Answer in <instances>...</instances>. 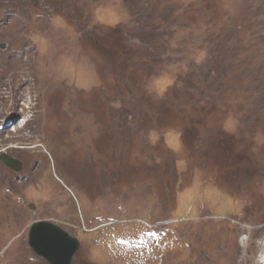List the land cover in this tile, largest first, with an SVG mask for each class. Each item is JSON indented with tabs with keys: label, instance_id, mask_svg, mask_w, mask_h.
Returning <instances> with one entry per match:
<instances>
[{
	"label": "rangeland",
	"instance_id": "1",
	"mask_svg": "<svg viewBox=\"0 0 264 264\" xmlns=\"http://www.w3.org/2000/svg\"><path fill=\"white\" fill-rule=\"evenodd\" d=\"M2 154L0 264H261L264 0H0Z\"/></svg>",
	"mask_w": 264,
	"mask_h": 264
},
{
	"label": "water",
	"instance_id": "2",
	"mask_svg": "<svg viewBox=\"0 0 264 264\" xmlns=\"http://www.w3.org/2000/svg\"><path fill=\"white\" fill-rule=\"evenodd\" d=\"M1 160L10 168L16 164L7 155ZM34 208V207H31ZM29 244L49 264H72L80 242L63 229L49 222H35L29 230Z\"/></svg>",
	"mask_w": 264,
	"mask_h": 264
},
{
	"label": "flooded vegetation",
	"instance_id": "3",
	"mask_svg": "<svg viewBox=\"0 0 264 264\" xmlns=\"http://www.w3.org/2000/svg\"><path fill=\"white\" fill-rule=\"evenodd\" d=\"M2 155H5V154H2ZM1 155V156H2ZM0 156V157H1ZM9 158H13V157H10L8 156ZM14 162H16V164H14V166L12 168L8 167L0 158V161L7 167L9 168L11 171H13V173H15L18 177L22 178V175H23V170H24V163L19 159V158H14L12 159ZM19 178V180H20Z\"/></svg>",
	"mask_w": 264,
	"mask_h": 264
},
{
	"label": "bare ground",
	"instance_id": "4",
	"mask_svg": "<svg viewBox=\"0 0 264 264\" xmlns=\"http://www.w3.org/2000/svg\"><path fill=\"white\" fill-rule=\"evenodd\" d=\"M60 33V32H59ZM37 67V66H36ZM38 67H40V66H38ZM32 69V68H31ZM15 70V69H14ZM13 70V71H14ZM21 70V69H20ZM29 75V74H28ZM25 76H26V74H25ZM25 76H24V78H25ZM22 78V77H21ZM27 78H29V77H27ZM26 78V79H27ZM31 78V77H30ZM49 78L48 77H43V79L40 81V83H39V86H40V88H41V90H46V86H47V84H48V82H47V80H48ZM17 80V79H16ZM30 80V79H29ZM15 82V81H14ZM24 82V81H23ZM17 83V82H16ZM9 84V83H8ZM14 84V83H13ZM30 85V84H29ZM13 87V86H12ZM18 89V88H17ZM21 90V89H20ZM32 108V107H31ZM86 111V110H85ZM44 113V115H45V117L49 114L46 110H45V112H43ZM54 161V160H53ZM244 244V243H243ZM263 254H264V250H263ZM261 264H264V257L262 258V261H261Z\"/></svg>",
	"mask_w": 264,
	"mask_h": 264
},
{
	"label": "clouds",
	"instance_id": "5",
	"mask_svg": "<svg viewBox=\"0 0 264 264\" xmlns=\"http://www.w3.org/2000/svg\"><path fill=\"white\" fill-rule=\"evenodd\" d=\"M108 16L110 17V19L108 20V23L111 24H116L120 21L121 17H119L116 13L114 12H109Z\"/></svg>",
	"mask_w": 264,
	"mask_h": 264
}]
</instances>
